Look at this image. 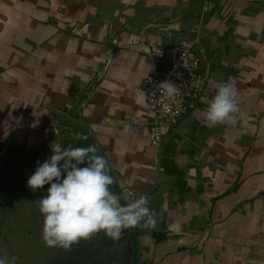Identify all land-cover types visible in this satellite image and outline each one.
I'll use <instances>...</instances> for the list:
<instances>
[{"label": "crops", "instance_id": "1", "mask_svg": "<svg viewBox=\"0 0 264 264\" xmlns=\"http://www.w3.org/2000/svg\"><path fill=\"white\" fill-rule=\"evenodd\" d=\"M213 1L204 13L205 0H0V153L103 156L116 192L147 195L157 221L129 228L128 264H264V0ZM184 39L207 89L156 145L153 51ZM222 83L243 115L209 127Z\"/></svg>", "mask_w": 264, "mask_h": 264}, {"label": "clouds", "instance_id": "2", "mask_svg": "<svg viewBox=\"0 0 264 264\" xmlns=\"http://www.w3.org/2000/svg\"><path fill=\"white\" fill-rule=\"evenodd\" d=\"M158 86L165 99L179 95L177 85L171 80ZM33 115L38 116L35 112ZM242 115L239 90L231 83L220 84L202 112L203 123L209 127L235 126ZM106 123L117 126L115 121ZM58 134L55 130V135ZM122 134H134V129L125 124ZM51 150L53 154L43 163L37 161L38 166L27 181L32 191L50 185L47 195L37 201L44 218L42 239L47 247L67 251L100 231L119 240L129 228H156L155 214L148 207L149 197H136L123 183L122 191L117 193L108 161L93 148L51 145ZM18 259L17 256L0 257V264H16Z\"/></svg>", "mask_w": 264, "mask_h": 264}, {"label": "rangeland", "instance_id": "3", "mask_svg": "<svg viewBox=\"0 0 264 264\" xmlns=\"http://www.w3.org/2000/svg\"><path fill=\"white\" fill-rule=\"evenodd\" d=\"M52 154L14 150L0 153V257L17 256L16 264H128V235L114 240L100 231L67 251L45 245L44 218L37 201L47 195L50 185L32 191L27 181L37 161L43 163Z\"/></svg>", "mask_w": 264, "mask_h": 264}, {"label": "built area", "instance_id": "4", "mask_svg": "<svg viewBox=\"0 0 264 264\" xmlns=\"http://www.w3.org/2000/svg\"><path fill=\"white\" fill-rule=\"evenodd\" d=\"M216 8L213 0H205L204 13ZM155 67L147 79L148 104L152 108L150 139L160 145L166 134L177 127L193 105L202 99L208 78L201 70V57L193 39H184L173 45H160L153 51ZM171 80L179 95L165 99L159 84Z\"/></svg>", "mask_w": 264, "mask_h": 264}, {"label": "water", "instance_id": "5", "mask_svg": "<svg viewBox=\"0 0 264 264\" xmlns=\"http://www.w3.org/2000/svg\"><path fill=\"white\" fill-rule=\"evenodd\" d=\"M128 230H129V229H126V230L123 231L122 237L125 238V239H126V236H127V234H128ZM131 244H132V242H131V240H130V244H129V245H130V248H131Z\"/></svg>", "mask_w": 264, "mask_h": 264}, {"label": "trees", "instance_id": "6", "mask_svg": "<svg viewBox=\"0 0 264 264\" xmlns=\"http://www.w3.org/2000/svg\"><path fill=\"white\" fill-rule=\"evenodd\" d=\"M36 195H37V193L35 192V193H34V196H36ZM25 196L27 197V196H29V195L25 194Z\"/></svg>", "mask_w": 264, "mask_h": 264}]
</instances>
